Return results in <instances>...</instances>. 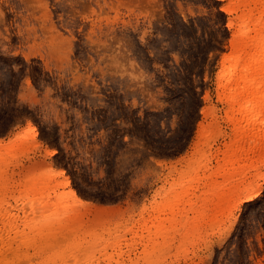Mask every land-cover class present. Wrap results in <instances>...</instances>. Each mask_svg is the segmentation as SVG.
Listing matches in <instances>:
<instances>
[{
	"label": "rangeland",
	"instance_id": "1",
	"mask_svg": "<svg viewBox=\"0 0 264 264\" xmlns=\"http://www.w3.org/2000/svg\"><path fill=\"white\" fill-rule=\"evenodd\" d=\"M256 1L0 0V264H264Z\"/></svg>",
	"mask_w": 264,
	"mask_h": 264
},
{
	"label": "bare ground",
	"instance_id": "2",
	"mask_svg": "<svg viewBox=\"0 0 264 264\" xmlns=\"http://www.w3.org/2000/svg\"><path fill=\"white\" fill-rule=\"evenodd\" d=\"M234 1L237 2L239 6H243L244 8L250 4V0ZM256 5L258 6L257 10L259 12L258 18H253L251 14H242L239 18L238 32L240 41L236 46L234 56L227 63V66L224 65V72L219 74L220 80L222 79L223 82H228L230 84L225 89L226 97L229 100H234L237 97L245 98L247 95L249 97L250 94L257 92L262 88V86L256 82H264V33L259 35L256 34L258 31H264V19L262 20V16L264 17V0H257ZM253 32L255 33V36L251 37L250 34ZM252 95L251 104H247L248 102L246 103L245 101L246 106L244 109L247 107V105H250V112L253 111L256 113V110H259V100L257 97H253ZM261 103L262 102H260V104ZM247 112L248 111H246V113ZM32 139H34V134ZM58 173L59 172H57V174ZM62 186H68V180L65 179ZM260 188L261 187L249 188L241 193L238 196L234 206L239 207L242 203L248 202L255 198L256 195L254 190ZM36 190H39V192L42 190H47L48 195L50 194L47 186L45 188L43 185H41ZM250 193L253 194L252 199L248 198ZM68 195L70 198L72 197L79 202V199L73 190H69Z\"/></svg>",
	"mask_w": 264,
	"mask_h": 264
},
{
	"label": "snow or ice",
	"instance_id": "3",
	"mask_svg": "<svg viewBox=\"0 0 264 264\" xmlns=\"http://www.w3.org/2000/svg\"><path fill=\"white\" fill-rule=\"evenodd\" d=\"M256 196H264V186H262L260 189L254 190ZM249 199L253 198V194H249Z\"/></svg>",
	"mask_w": 264,
	"mask_h": 264
}]
</instances>
